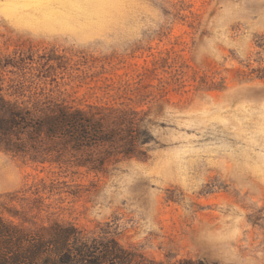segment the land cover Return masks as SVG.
<instances>
[{
    "label": "rangeland",
    "instance_id": "rangeland-1",
    "mask_svg": "<svg viewBox=\"0 0 264 264\" xmlns=\"http://www.w3.org/2000/svg\"><path fill=\"white\" fill-rule=\"evenodd\" d=\"M0 96L113 137L7 133L0 219L143 264H264V0H0Z\"/></svg>",
    "mask_w": 264,
    "mask_h": 264
},
{
    "label": "trees",
    "instance_id": "trees-1",
    "mask_svg": "<svg viewBox=\"0 0 264 264\" xmlns=\"http://www.w3.org/2000/svg\"><path fill=\"white\" fill-rule=\"evenodd\" d=\"M11 131H44L60 136L79 150L113 140L101 123L78 110L61 108L53 118L36 119L0 96V143ZM21 151L20 147H14ZM0 264H143L116 239L87 236L74 225L54 223L35 230L0 219ZM178 264H205L183 260Z\"/></svg>",
    "mask_w": 264,
    "mask_h": 264
}]
</instances>
